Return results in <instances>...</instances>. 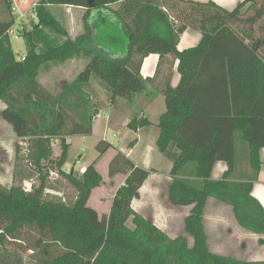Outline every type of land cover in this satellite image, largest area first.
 Listing matches in <instances>:
<instances>
[{
    "label": "trees",
    "instance_id": "1",
    "mask_svg": "<svg viewBox=\"0 0 264 264\" xmlns=\"http://www.w3.org/2000/svg\"><path fill=\"white\" fill-rule=\"evenodd\" d=\"M1 1L11 14L0 18V101L5 104L1 117L26 142L25 159L34 165L40 183L25 191L20 184L0 182V246L23 241L38 264H264L211 251L203 220L206 202L214 198L231 206L241 227L264 233V209L252 195L260 166L258 151L264 147V111H259L264 96V0H240L231 10L212 0H38V22L31 31L19 32L28 43L23 59L16 58L10 42L16 19L13 0ZM114 3L122 9L109 8ZM50 5L85 7L90 12L91 46L70 38L57 44L47 29L65 35L66 28L50 12ZM187 28L199 30L202 38L196 46L178 50L179 36ZM91 32L81 42L88 41ZM151 53L178 61V85L165 83L161 89L165 110L155 143L171 163L168 201L192 206L183 220L191 246L185 236H168L151 219L133 212L131 201L150 170L122 151L116 150L107 165L110 177L126 174L108 214L99 215L87 204L101 182L96 162L111 143H96L97 157L80 176L62 170L70 144L67 137L91 135L93 117L104 104L100 107L86 96L91 77L107 91L106 103L132 105L150 81L142 77L140 67ZM72 58L85 59V68L71 82L60 84L57 93L39 83L43 65L50 69ZM255 104L259 106L254 108ZM148 123L146 117L135 116L128 126L136 131ZM55 138L61 141V153L52 161ZM241 143L248 145L250 169L246 176L236 177ZM219 160L227 169L213 180L211 171ZM14 161V172L21 174L19 146ZM45 161L54 163L58 175L75 189L73 202L44 196L45 188H55L47 185ZM26 232L35 236L25 239L30 236Z\"/></svg>",
    "mask_w": 264,
    "mask_h": 264
},
{
    "label": "rangeland",
    "instance_id": "2",
    "mask_svg": "<svg viewBox=\"0 0 264 264\" xmlns=\"http://www.w3.org/2000/svg\"><path fill=\"white\" fill-rule=\"evenodd\" d=\"M37 2L38 0H13L12 7H15L17 9V12L12 9V12L16 15V19L14 25L10 29L9 36L12 49L14 53H16V56L18 58H22L25 55L26 48L28 46L27 39L24 36L20 35L21 33L19 32L21 30L31 31L32 26L38 22L35 13V4ZM234 2L235 4L231 7L236 6L239 0H234ZM47 7L55 16V18L58 19L59 22L66 28L65 35H56L52 30L47 29L49 35L57 39V44L64 42V40H66L67 38H70L71 40H78V43L81 44V46H85L86 44L88 46H91V44L88 43L92 34L90 30L91 25L89 21H87L90 12L87 13V9L85 7L71 5H50ZM109 8H111L112 10L120 11L122 9V6L120 5V3H114L109 5ZM2 17L10 18L11 14H9L7 10H5V6L0 0V18ZM87 32H91L88 33V41L81 42L82 38L86 37ZM111 32H113L114 34H119L116 29H112ZM85 62V59L81 60L78 58H72L62 64H58L56 66L53 65L52 67H50V69H45L43 65L40 68L38 74V81L48 91L57 93L60 89V84H62L63 82H71L76 77V75L84 70L86 65ZM89 86L90 88H86L85 92H92V86L93 89L96 90V92L101 94V96H104L105 93L103 88L93 77H91L89 81ZM89 93L88 95L86 93V96H93V102H100V107L103 102L105 103V107L103 108L102 106V110H100L96 114L97 119H105L106 115H108L109 110L108 106H106L107 99L105 97H100L99 100L95 98L93 94L91 95ZM83 96L85 97V94ZM73 98L77 99V96L74 94ZM139 106L140 105H137V108ZM136 111L137 110H135V112ZM150 112V118L152 119L153 124L145 126L139 132L138 142L135 145L130 158H132L133 160H137L142 168L149 169L150 167H154L162 172L167 171L168 169L170 170L171 163L163 154L158 151L155 144L156 138L159 134V128L156 124L157 114L159 113L158 105H154L153 103L150 108ZM2 122L12 133L11 125L4 120H2ZM1 131L2 130L0 128V133ZM5 131H7V129ZM102 131V129L96 127L93 133H91L92 135H89L86 138H83L79 135L67 137L70 144L67 149L66 163L62 166L63 171L71 172L77 176H80L83 169L97 157L98 152L95 148L96 143L99 140H105L111 143V147L109 148V150L96 162V168L101 175V182L91 191L87 199V204L95 209L99 215L108 214L113 196L126 178V174H116L113 177H110L108 175L107 169L108 162L115 154V148L120 149L119 151H125L126 149H128V144L137 137L136 133L129 128L113 130V128L110 127L105 130L104 134ZM5 134L7 135L8 133L6 132ZM17 144L19 146L20 162L23 168L22 173L17 174L16 170L15 175L13 169L15 162V153H13L12 159L10 160L9 156L11 155H8L7 157L6 154L3 155V152L0 151V173H3L1 183L6 186L20 184L25 191H30L33 187L39 185L40 176L37 170H35L34 165L29 161L27 163L25 159L26 142L20 139L19 141H17ZM60 153L61 141L59 138H55L52 141L51 160L56 161ZM43 164L45 166L43 167L42 171L47 175V185L55 186L54 189L45 188L44 196L48 199L64 200L68 203L73 202V200L77 196L75 189L69 183H67L63 177L58 175L54 163L45 161L43 162ZM160 178V172H158V178L154 179V177H152L151 180V182L153 180H157L156 186L158 188V193L153 196L138 195L137 197L132 199L131 208L133 209V212L135 214L141 217V219H151L153 223L158 225L159 227L164 224V229L168 236H185L188 240L189 245L191 246L192 237L184 230L183 215L185 214L186 209L169 205L166 193L167 186L165 185V182ZM56 180H58L57 183H54ZM165 180L167 181L166 178ZM213 202L218 201L214 198H210L209 204H213ZM227 206L230 207L229 205ZM163 207H167L165 208L166 211L160 212V209ZM127 224L131 227L133 226L131 219L127 221ZM204 229L206 231L207 242L210 250L218 249L224 251L228 247L233 249V246H235V248L238 246V244L236 245L228 242L229 239H225L227 240L225 242L222 241L223 239L221 237L223 229L221 225L218 226L213 222V210H211V207L206 212ZM25 235H30L25 239H32L35 236L34 233L28 232H26ZM24 246L25 243L23 241H7L6 243H4V245L0 246V264H38L35 258H33L35 254L32 255L29 250H25ZM250 253L251 255L253 254V252L250 251L248 254H246L247 258L248 256H250ZM217 254H219V252Z\"/></svg>",
    "mask_w": 264,
    "mask_h": 264
},
{
    "label": "crops",
    "instance_id": "3",
    "mask_svg": "<svg viewBox=\"0 0 264 264\" xmlns=\"http://www.w3.org/2000/svg\"><path fill=\"white\" fill-rule=\"evenodd\" d=\"M191 1L203 2L207 0H191ZM212 1L216 2L217 4H219L220 6H222L223 8L227 10H231L235 7V6L231 7L235 4L234 0H212ZM201 38H202V33L199 30L187 28L179 36V39L177 42V49L182 50L185 48L196 46L200 42ZM15 56H16V53H15ZM16 58L18 57L16 56ZM177 64H178V61L169 55L163 56L162 58H160L158 54L151 53L148 56H146L143 59L141 67H140V73L142 77L150 79L149 83H147L146 85L145 90L135 96L134 102L132 105H127V104H124V102H120L119 104H116L117 107L115 106L113 107L107 103L106 106H108V109H109L108 115H106L105 119H100V118L97 119V116L96 115L94 116L93 123H92V133L96 127L102 129L103 134L105 130L110 127L113 128V130L129 128L128 122L133 117L135 116H137L138 118L146 117L149 121L148 124L139 126L136 129V131L129 128L132 131H134L137 135V137L134 139L135 143L133 144V146L131 148L128 147V149H126L125 151L121 150L129 159H132L130 157H131V154L133 153V149L135 145L138 142L139 132L145 126L149 124H153V121L150 118V114H151L150 108L152 104L154 103V105L155 104L158 105L159 115L157 114L156 124L158 123L160 115L165 110L164 95L161 91L163 85L165 83H169V85L172 88H175L179 83L180 75L177 71ZM91 89L93 91L90 93L93 94L95 98L99 99L100 97H105L107 99L108 94L105 89H103L105 93L104 96H101V94L96 92V90H94L92 86H91ZM104 104H103V108L105 107ZM240 104L244 105V101L241 100ZM137 105H140V106L137 108ZM258 106L259 104H255L254 108H257ZM4 107H5V104L2 101H0V128L2 130L0 133V151L3 152V155L6 154L7 157L8 155H11L9 156L11 160L13 153H15L14 150L16 149V146H18L17 141H19L20 139L16 137L13 130L11 133L9 129L7 128V126L2 122V120L4 119L1 117V111ZM135 110L137 111L135 112ZM259 111H264V96L262 97ZM4 129L5 130L7 129V131H5ZM6 132L8 133L7 134L8 136L5 134ZM81 137L86 138L88 136L81 135ZM239 147L241 149V152L238 154L239 166L236 172V177L246 176V173H249V169H250L248 165V145L246 143H241ZM115 149L120 150L117 148ZM258 158L260 161V166H259V171L257 174V179L253 183L252 195L259 201V203L262 205L264 209V147L259 149ZM132 161L137 166H140L137 160L132 159ZM226 169H227V164L225 161H222V160L216 161L211 171V178L213 180L220 179ZM147 170H150V174L148 178L144 181L142 186L139 188V192H138L139 195L153 196L158 193V188L156 186L157 180H153L151 182L152 177H154V179L158 178V172H160V176H161L160 179H162L165 182V185L168 188V184L170 181L169 169L167 171L162 172L154 167H150ZM0 171H1V165H0ZM1 178H3V173H0V182L2 181ZM165 178L167 179V181L165 180ZM167 188H166V193H167ZM209 199L207 200L205 208H204L203 220L206 219V212L211 207V210H213V222L218 226L221 225L223 229L222 237H221L223 239L222 241L225 242L227 241L225 239H229L228 242H231L232 244H236V245L238 244L236 248L235 246H233L234 247L233 249L230 247L228 248L225 247L227 251L224 249H223L224 251L218 250V249L211 250V251L215 253L219 252L220 255L230 256V257H234V258L241 259V260H264V243H263L264 233H261V234L253 233L241 227L234 218L231 206L228 207L226 204H223V203L221 204V202L219 201L213 202V204H209ZM168 203L169 205H171L169 201ZM174 207L186 209L185 214L183 215V218H185L187 214L189 213L192 206H174ZM165 208L164 207L161 208L160 212L166 211ZM156 226L159 227L158 225ZM159 228L165 232L164 224L160 226ZM172 237H175V236H172ZM250 251L253 252V254L251 255L250 253L249 254L250 256H248L247 258L246 254H248Z\"/></svg>",
    "mask_w": 264,
    "mask_h": 264
},
{
    "label": "built area",
    "instance_id": "4",
    "mask_svg": "<svg viewBox=\"0 0 264 264\" xmlns=\"http://www.w3.org/2000/svg\"><path fill=\"white\" fill-rule=\"evenodd\" d=\"M12 9H13L14 11L17 12V9H16L15 7H12ZM19 15H20V14H19ZM9 33H10V31H9ZM16 37H17V35H16ZM16 37H15V38H16ZM19 58H20V57H19ZM19 58H18V59H19ZM21 59H23V57H22ZM68 141H69V140L67 139V142H68Z\"/></svg>",
    "mask_w": 264,
    "mask_h": 264
}]
</instances>
